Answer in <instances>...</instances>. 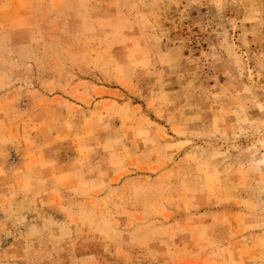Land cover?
I'll return each mask as SVG.
<instances>
[{"label":"rangeland","instance_id":"1","mask_svg":"<svg viewBox=\"0 0 264 264\" xmlns=\"http://www.w3.org/2000/svg\"><path fill=\"white\" fill-rule=\"evenodd\" d=\"M0 264H264V0H0Z\"/></svg>","mask_w":264,"mask_h":264}]
</instances>
